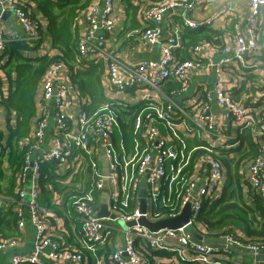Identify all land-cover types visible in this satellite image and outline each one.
Segmentation results:
<instances>
[{"label":"built area","instance_id":"1","mask_svg":"<svg viewBox=\"0 0 264 264\" xmlns=\"http://www.w3.org/2000/svg\"><path fill=\"white\" fill-rule=\"evenodd\" d=\"M115 1L93 0L73 21V27L80 19L85 26L82 37L77 41V64L85 59L103 63L102 85L112 103L103 104L94 114L88 115L83 110L85 99L80 98L68 75L65 82L55 86L62 71L67 70L62 63L51 64L42 77L41 100L36 107L43 108L45 102H54L52 141L48 146L44 145L48 120L37 114L29 137L21 143L27 151L15 187L17 201L24 202L30 211L35 230L33 253L30 256H14L10 264H44L41 257L55 264L66 261L82 264L83 252L92 254L106 245L117 230L118 223L123 227L126 238L121 249L108 255L109 264H149L142 252L145 247L140 242L149 249L172 251L181 261L197 264H223L234 248L256 251L259 246L245 243L232 235L223 237V247L196 244L191 239L195 237L193 228L202 205L213 200V191L221 179V161L210 141L216 140L223 145L226 138L222 126L211 115V106L221 109L224 119L239 131L247 132L252 141L264 138V107L260 112L255 111L241 100L233 99L224 89L221 77L224 67L236 66L238 70L253 68L247 58L258 52L253 27L264 12V0H248V34L238 35L232 42L221 46L215 62L204 57V43L191 50L190 60L181 61L176 55L181 46L180 26L197 30L202 23L194 20L190 13L207 8L215 0H142L139 14L144 26L135 38L144 48L159 47V59L143 60L131 66L120 62L106 47L107 36L115 29ZM0 4L8 7L15 16L25 34L23 42L31 44L40 39V23L26 13L24 3L20 0H0ZM175 8L181 11L180 25L162 38V22L168 11ZM215 15L219 17L220 12ZM203 23H210V19ZM5 45L6 40L0 32V56L5 51ZM204 60L206 63L202 65ZM200 65L204 70L215 69L216 75L204 97L194 101L188 111L176 99H187L192 93L190 75L200 70ZM262 70V84L258 85L261 91L247 94L244 98L264 100V64ZM2 76L0 70V81ZM172 81L179 88L167 96L163 87ZM137 89L151 92V95L129 103V93ZM113 95L123 98L117 99ZM140 103L143 106L130 117L132 140L128 148L122 138L118 107H132ZM125 120L129 121V117ZM193 137L204 144L190 148L187 141ZM222 148L228 147L224 145ZM259 153L250 160L249 180L264 202V145ZM42 164H49L55 174L63 177L61 193L51 191L53 205L61 207L67 197L71 209L66 211V215L69 217L72 214L80 225L79 247L65 246L56 238L60 219H54L38 204L42 197L39 185ZM191 164L199 165L205 171L201 187L191 177ZM64 165H67L65 173L61 171ZM28 179L30 190L23 186ZM143 183L146 209L140 213L139 192ZM103 191L106 192L105 197L102 196ZM1 198L0 210L3 205ZM102 200L105 201L104 208ZM186 205L190 208L189 222L181 228L151 232L138 224L140 219L149 223L174 219ZM102 211L104 214L101 215ZM15 213L16 227L22 229L24 216L21 208ZM130 222L135 225L127 227ZM188 226H192V231H186ZM16 242L14 238L0 237V249L14 247Z\"/></svg>","mask_w":264,"mask_h":264},{"label":"crops","instance_id":"2","mask_svg":"<svg viewBox=\"0 0 264 264\" xmlns=\"http://www.w3.org/2000/svg\"><path fill=\"white\" fill-rule=\"evenodd\" d=\"M21 3L26 4V0H20ZM128 5L136 8V19L140 24L138 30H130L125 35L121 36V32L127 26L128 16H127V7ZM140 6H143L142 0H116L114 2L113 16L115 18V29L109 33L107 36L106 47L111 51L116 58L128 65L137 64L143 60H158L159 59V47L153 48H144L139 42H137V33L142 30L144 22L140 20ZM220 12L219 17L215 15L216 12ZM179 8H175L172 11H168L165 16L164 21L162 22V38L166 37V34L169 31H172L173 28L179 26ZM248 13V0H215L214 3L209 5L207 8L194 10L190 13L191 17L202 23L200 27H206L211 29L218 34L213 37V41L218 40L219 45L214 42L206 43L203 49L204 57L215 62L219 58L218 50L221 46L232 42L236 36L248 34V25L246 22V15ZM210 19V23H203L205 20ZM36 20L40 23L41 30L46 26L44 19L37 15ZM185 29L180 26V41L182 34ZM85 31V26L82 19L79 20L75 27L77 41L82 37ZM0 32L3 35V38L6 42L11 41H22L25 36L24 31L18 24L15 16L5 5L0 4ZM253 32L256 35L258 43V52L249 56L247 58L248 63L253 65L252 70V86H258L261 81L263 70L262 64H264V12L258 18L256 25L253 27ZM132 33L131 35H128ZM45 53L53 55L54 50L50 48L49 40L45 38L38 47L36 51L32 52V56H40ZM203 64L206 63V60L201 61ZM202 65L199 66L196 73L190 75V85L192 87V93L188 98L182 99L177 98L176 101H180L181 105L188 108L190 111V106L194 101H200L205 94V91L210 87L211 81L216 75L215 69L204 70ZM234 67V68H233ZM236 66L224 67L221 77L223 79V87L226 91H231L234 88H239L244 81L242 78L243 70H238ZM67 69V68H66ZM2 71V69L0 68ZM0 81V98L5 97L8 92V81L6 79L5 73ZM68 71L64 70L61 73L59 80L55 82V86H58L61 82H65L67 79ZM146 95H151V92L142 91L137 89L129 93L127 99L129 103L134 102L135 100L141 99ZM117 99L123 98V96L113 95ZM246 95H242L240 100L249 108H253L255 111H261L264 107V100H254L253 98H244ZM234 99V98H233ZM41 100V86L38 89L36 96V103L39 104ZM54 102L53 100L45 102L43 108L37 107V114L39 116H45L48 120V129L45 134L44 145L48 146L52 141L51 136V127L53 125V114H54ZM223 111L217 108L216 105L211 106V115H213L218 125L222 126L223 134L226 138L225 143L222 145L216 140L210 141L212 146H215L219 150V160L221 161V179L217 183L216 189L213 191V200L214 211L218 212L220 207L225 204H231L234 202L237 204L236 210L228 212V219L224 220L221 224H215V222L223 216H220L217 220L214 219L210 221L214 226L209 230L200 224L194 226V235L199 240H205L208 238L211 239H220L226 235H235L238 240L249 243L251 245L259 246L256 251L242 250L234 248L226 258V262L223 264H264V237H256L252 235V232L260 231V227L263 224V218L258 211V203L264 209V202L258 196L257 192L251 187L249 180V163L252 158H245L242 161H239V154L233 148H236L239 144L238 134L241 132L237 127H235L231 122L224 119L222 115ZM5 113L2 108H0V132L6 134L5 128ZM11 125L14 126L13 120H11ZM229 135H226V133ZM260 147L264 145V138H261L257 142ZM228 148L222 149L223 146ZM227 151V155L223 151ZM233 150V151H232ZM7 155L0 156V196L2 197L3 205L0 210V228H3L5 221L6 212L9 208L13 212L16 209H20L23 212V221L24 227L19 229L16 225L12 229V233L9 236H2L1 238H14L17 242L14 247H7L0 249V264H10L11 259L14 256H30L33 253V244L35 240V230L31 223L30 211L26 207L24 202H19L12 200L6 193L7 190V177L10 176V172L7 171L6 164ZM3 174V175H2ZM191 177L197 180V186H203V180L205 177V171H202L199 168V165L191 164ZM25 189L30 190L31 184L30 179L26 181L23 185ZM13 194L15 195V188ZM230 194H234V197H230ZM38 204L41 208L48 211L49 215H52L54 219H59L55 210L53 208L52 195L48 198V201L44 197H40ZM70 202L67 204V209L70 208ZM60 210L63 212L62 208ZM72 220V214L68 215ZM69 222V233L71 237L66 236L63 231L57 230L55 233L56 238L60 239L65 246H76L78 245L79 235L78 231L74 228V225ZM61 226V223H60ZM121 227V226H119ZM123 227L117 229L111 236L108 243L104 246H100L95 253H87L84 255V261L82 264H109L107 257L116 250H119L123 247V242L126 238ZM140 245L145 247L142 250L143 254L146 256L149 264H197L194 262H183L181 261L175 253L172 251H159L147 248L143 242H140ZM160 253H164L170 256L162 257ZM41 262L44 264H55L50 262L45 258H40ZM64 264H71L69 261L64 262Z\"/></svg>","mask_w":264,"mask_h":264},{"label":"trees","instance_id":"3","mask_svg":"<svg viewBox=\"0 0 264 264\" xmlns=\"http://www.w3.org/2000/svg\"><path fill=\"white\" fill-rule=\"evenodd\" d=\"M93 0H26V4L23 5V9L32 18L36 19V16H41L46 27L40 31V39L29 44L23 41H11L6 42L5 51L0 56V68L4 71L6 79L8 81V92L5 97L0 98V108L5 113V128L6 134L0 132V156L6 157L7 171L10 172V176L7 178V190L6 193L12 200H16V195L13 194L16 187V179L18 173L21 171L24 165V158L27 151L26 146H21L23 140L27 139L32 131L34 125V118L37 115L36 96L42 77L46 69L53 63H62L66 66L68 71V77L71 85L78 92L81 99H85L83 110L88 114H94L100 106L103 104L112 103L107 98L102 85L104 78V65L102 62H95L94 60H83L82 63L77 64V38L75 27H73V21L78 13L84 10ZM127 26L120 33L121 36L128 33L130 30H138L140 24L136 19V8L128 5L127 7ZM123 34V35H122ZM218 33L212 31L206 27H200L197 30L185 29L181 37V46L176 50V55L181 61L191 59V50L202 42L211 43L213 37ZM47 38L49 40L50 48L55 51L53 55L45 53L43 55L32 56V52L36 51L42 44L43 40ZM219 45L218 40L214 42ZM252 68L243 70L242 82L239 88H234L229 92V95L235 100H240L242 95L250 93H256L261 91L260 86H252ZM178 84L174 81L168 82L163 87L165 95L170 96L172 91H177ZM262 100V99H261ZM115 107H118L117 104ZM143 106V103L137 104L132 107L119 108L118 120L121 126L122 138L124 139L127 147H131L132 133H131V119L135 110H139ZM248 107V105H247ZM127 110V111H126ZM125 117H129V121L125 120ZM11 120L14 122V126L11 125ZM226 133V131H225ZM226 135H229L226 133ZM239 144L236 148H233L239 154V161L245 158H254L261 154L259 151L262 147L257 142L251 140L250 135L247 132H240L237 136ZM191 147L200 146L201 142H198L195 137L187 141ZM3 145V146H2ZM224 149V148H222ZM218 155L219 150L216 149ZM232 150V151H233ZM227 155V151L222 150ZM1 164V162H0ZM49 164L41 165V177L39 185L41 187V196L44 197L46 202L54 191L57 194L61 193L63 185V177L55 174ZM3 175V174H2ZM230 197H234V194H230ZM65 198L64 204L60 207L56 204L53 205L55 213L61 221L60 231L71 237L69 233L70 221L74 228L79 231V223L76 220L67 218ZM214 204L212 201L204 202L199 215L195 221V224L205 226L208 230L214 226L210 221L218 219L215 224H221L224 220L228 219V212L238 209L237 204L232 202L231 204H225L220 207L218 212H213ZM258 211L263 218V224L260 227V231L252 232L253 236L264 237V209L258 203ZM5 225L0 228L2 236H9L12 233L13 227L16 225L17 216L11 208L5 214L3 218ZM235 237V235H232ZM246 243V242H245ZM249 244V243H248ZM84 255L87 252H83ZM162 257L170 256L164 253H160Z\"/></svg>","mask_w":264,"mask_h":264},{"label":"water","instance_id":"4","mask_svg":"<svg viewBox=\"0 0 264 264\" xmlns=\"http://www.w3.org/2000/svg\"><path fill=\"white\" fill-rule=\"evenodd\" d=\"M102 166H104V164ZM103 174L106 175L105 168H103ZM104 189H106V185H105ZM102 196L103 197L106 196L105 191L102 192ZM139 197H140L139 211H140V213H144L145 209H146V200H145L146 199V191H145V184L144 183L141 185ZM104 203H105V201L102 200L103 208L105 205ZM102 214H104L103 211H102L101 215ZM189 216H190V208H189V205H186V207L183 209L182 213L174 219L160 220L156 223H149L148 221H146L144 219H140L138 221V224L142 227L147 228L151 232H157V231L162 230V229H178V228H181V227L185 226L186 224H188ZM134 225H135L134 222H130V223L126 224L127 227H132ZM186 231H192V226H188L186 228ZM191 240L193 243H196V244L204 243V244H208L211 246L220 245L221 247H223L225 244L224 238H220V239L208 238L205 240H199V238H196L193 236Z\"/></svg>","mask_w":264,"mask_h":264},{"label":"rangeland","instance_id":"5","mask_svg":"<svg viewBox=\"0 0 264 264\" xmlns=\"http://www.w3.org/2000/svg\"><path fill=\"white\" fill-rule=\"evenodd\" d=\"M116 141L118 142V137H116ZM66 167H67V165H64V166L61 168V171L65 173V171H66ZM119 225L121 226V224H119V223L116 225V228H117V229H120V228H121V227H119Z\"/></svg>","mask_w":264,"mask_h":264}]
</instances>
